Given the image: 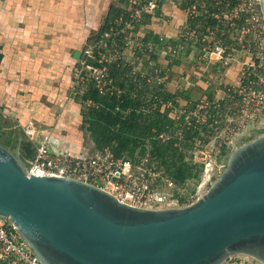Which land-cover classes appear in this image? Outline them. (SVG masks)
I'll list each match as a JSON object with an SVG mask.
<instances>
[{
  "label": "water",
  "instance_id": "water-1",
  "mask_svg": "<svg viewBox=\"0 0 264 264\" xmlns=\"http://www.w3.org/2000/svg\"><path fill=\"white\" fill-rule=\"evenodd\" d=\"M21 140L16 153L0 144V216L42 264H223L237 254L264 264V134L235 149L196 202L164 209L134 207L76 179L29 175Z\"/></svg>",
  "mask_w": 264,
  "mask_h": 264
},
{
  "label": "rangeland",
  "instance_id": "rangeland-1",
  "mask_svg": "<svg viewBox=\"0 0 264 264\" xmlns=\"http://www.w3.org/2000/svg\"><path fill=\"white\" fill-rule=\"evenodd\" d=\"M188 1L160 0L163 6L160 7L159 12H151L150 17H138L137 23L133 27L126 28L127 25L117 24L102 41L95 39L99 30L93 32L90 36L93 41L80 49L81 53L86 49L90 50L92 57L83 56L80 57L81 59H77L73 69L74 84H72V89L68 88V90L62 91L64 93L62 95L61 90L55 89L53 93V90L50 89V91L46 90L49 92L46 94L45 91L41 92L43 82H39L36 85L39 97L29 96L28 102L36 101L41 107L47 104V107L50 108L47 113L39 109L28 111L27 115L22 113L21 119L26 122L17 125L12 118H9L8 112L5 113V109L3 112L5 114L0 111V144L16 153L19 137L23 139L19 144V155L27 168L32 164L38 143L49 137L60 139L56 146L63 152L65 150L83 156L94 155L97 148L83 123L82 111L86 108V103L84 104L81 98L91 79L97 77L98 73L93 71V67L98 69L96 63H99L100 57L110 61L118 59V56L121 55L134 65L130 75L136 85L140 84V86L137 85V88L145 91L141 100L144 102L145 106L142 105V107H145L146 114L157 111V104L161 99V113H167L175 121L173 128L176 130L163 133L160 136L163 141L171 137H179L181 140L185 126L201 128L203 124H208L206 126L209 130L202 133V138L195 139L193 147L181 148L186 161L200 166L201 171L198 176L191 178L182 186H176L174 183L169 186L166 184V180H162L158 185V190L166 197L164 202L167 204L166 208L185 207L196 202L226 168L231 153L264 134V129L254 127V130H245L234 137L235 135L230 134L226 127L224 129L225 117L221 110L226 104L227 98L224 89L226 84H229L228 80L232 84L238 82L235 83V80L230 77L227 79L226 70L235 68V65L240 61L250 57L248 45L251 41L264 42V0H230V3L215 15L219 19L220 25L211 29L207 27L206 30L203 28L204 21L200 17L192 18L190 19L192 23H188L190 14L186 11L188 8H184ZM205 1L208 0H193L192 5L202 8ZM117 3L120 2L117 1ZM140 3L143 4L144 0H130V3L124 4V6L133 13L138 9ZM197 8H195L196 11H198ZM198 13L199 16L204 15L202 11H198ZM151 26H158L159 28L156 29H159L160 32L156 34L157 38L153 34L150 35L149 40L145 43L143 40L146 35L145 31H148ZM170 27L174 28V38L167 37V33L164 32ZM236 27L241 28L236 29ZM209 32L222 35L227 46L234 49L232 64H229L222 72H217L213 66L207 64L203 49L207 45L196 42V36L201 37ZM118 39L122 41L120 46H116L119 44ZM107 43H111L109 48H106ZM236 44L241 51L236 50ZM123 48L124 52H121ZM242 69L241 65L240 71L236 73V80H239ZM141 77L146 79L145 81L141 80L142 83L139 82ZM167 92L171 93L172 97L163 101L162 93ZM25 97L27 98V95ZM71 99H74L75 103L72 104ZM65 101L70 103L67 112L59 106L60 103L63 105ZM53 107L54 111H52ZM211 107L213 108L211 109ZM216 109L219 113L215 112ZM212 114H215V117ZM183 115H185V123L181 121ZM26 117L29 120H26ZM64 119L72 120V126H57L58 121H64ZM211 119H218L221 127L211 126ZM30 120L34 121L37 130V134L33 138L28 137L25 130ZM178 145L180 144L178 143ZM140 151V147L136 149L134 159L138 162L142 161L148 166L150 163L148 152L143 155ZM156 163L151 164L155 171ZM196 172L197 168H194V174ZM160 173L163 174L164 170H160ZM245 256L247 255H232L230 258L233 261L231 262H237L236 260L239 258L246 259Z\"/></svg>",
  "mask_w": 264,
  "mask_h": 264
},
{
  "label": "built area",
  "instance_id": "built-area-1",
  "mask_svg": "<svg viewBox=\"0 0 264 264\" xmlns=\"http://www.w3.org/2000/svg\"><path fill=\"white\" fill-rule=\"evenodd\" d=\"M145 1L143 4H138V9L133 13L126 8L129 13L128 19L123 21L120 18L116 21L117 24L127 25L126 28L133 27L138 17L142 18L143 13L152 14L151 12L155 11L160 2L159 0ZM188 13L190 14L189 10ZM240 28L236 27V29ZM108 35L109 33H106L104 39ZM198 40L199 37L196 36L197 44ZM204 40L207 41V44H204L207 46L203 47L207 64L213 66L217 72H222L229 64H232L234 49L227 46L222 35L209 32L204 36ZM237 44L236 50L241 51ZM248 46L250 57L240 61L243 69L238 82L226 84L224 89L227 98L226 104L221 109L225 117L224 129L226 127L230 134L235 135L234 137L245 130H254V127L264 129V42L251 41ZM106 48H109L108 43ZM83 56L91 58L90 50L86 49L82 52L81 57ZM100 58L99 63H102L105 58ZM80 62L82 63L81 60ZM94 68L93 71L98 73L95 78L100 81L107 68L106 66ZM159 102L162 103V100L159 99ZM215 111L219 113L217 109ZM212 115L215 117V114ZM220 124L218 119H211V126L219 128ZM25 130L30 138L37 134L33 120L28 121ZM58 142L60 139L49 137L38 143L32 164L27 168L29 175L76 179L99 187L134 207L144 209L167 207V204H164L166 197L158 190L160 182L166 179L161 178L160 171L152 169L153 165L146 166L142 161L117 158L108 148L97 150L94 155L88 156L72 154L65 150L63 152L57 148ZM165 182L169 186L173 185L172 181ZM245 257L246 259L239 258L237 262H231L233 260L229 257L223 264H262L254 258ZM0 264H42L16 225L5 216H0Z\"/></svg>",
  "mask_w": 264,
  "mask_h": 264
},
{
  "label": "crops",
  "instance_id": "crops-1",
  "mask_svg": "<svg viewBox=\"0 0 264 264\" xmlns=\"http://www.w3.org/2000/svg\"><path fill=\"white\" fill-rule=\"evenodd\" d=\"M117 1L0 0V111L3 113L5 109L17 125L25 121L21 119L22 113L27 115L35 109L47 113L50 109L47 104L41 107L36 101L28 102L29 96L39 97L36 86L39 82H43L41 92L46 94L50 89L53 93L55 89L61 90V95L62 91L72 89L76 52L100 29L111 5L125 8ZM156 28L159 27L151 26L145 36L156 37L160 32ZM173 29L164 31L167 37L174 38ZM240 68V63L228 68L227 79L230 77L236 83ZM71 101L75 103L74 99ZM69 105L65 101L59 106L67 112ZM58 125L72 126V120L58 121Z\"/></svg>",
  "mask_w": 264,
  "mask_h": 264
},
{
  "label": "trees",
  "instance_id": "trees-1",
  "mask_svg": "<svg viewBox=\"0 0 264 264\" xmlns=\"http://www.w3.org/2000/svg\"><path fill=\"white\" fill-rule=\"evenodd\" d=\"M129 1L119 0L121 5L129 4ZM192 1L189 0L184 5V8H188L186 11L189 10L190 12L188 23H192L190 19L200 17L204 21L203 28L205 30L207 27L211 29L220 25L215 14L220 13L221 8L230 3V0H208L205 1L202 8H197L192 5ZM234 1L233 3H235ZM160 7H162L161 2L158 3L155 11L159 12ZM195 8L202 11L203 16L206 18L199 16ZM128 15L126 8L111 5L104 23L100 27L96 38L94 37L96 41L104 39V35L111 33L112 28L116 27V21L120 18L125 21L128 19ZM143 16L150 17V14L143 13ZM205 35H208V33ZM205 35L199 37L198 43L207 44V41H203ZM118 40L119 44L116 46H120L122 43L120 39ZM143 40L146 43L149 36H145ZM91 41L93 39L89 37L87 44ZM110 46L111 43H108V47ZM121 52H124V48L121 49ZM96 65L99 67L106 66L107 70L100 81L96 78L91 79L81 100L84 104L86 103V108L82 111L83 123L90 132L97 150L108 148L117 158L136 161L134 152L140 147L141 154L146 155L148 152L150 165L157 162L156 170H164L161 178L172 181L176 186H182L191 178L197 177L199 171H201L200 166L186 161L181 148L193 147L195 139L202 138V133L209 130L207 128L208 124H203L201 128L185 126L183 127L181 140L179 137H171L163 141L160 135L176 130L173 128L175 121L167 113H161V102L157 104V111L146 114L145 107H142L144 102L141 100L145 91L137 88L140 84H137V86L130 75L134 65L121 55L118 56V59L112 61L105 59L102 63H96ZM141 80L145 81L146 79L145 77L144 79L139 78L140 83H142ZM162 95L163 101L172 97L169 92L162 93ZM184 118L185 115L182 116V123H185ZM194 168H197L195 174Z\"/></svg>",
  "mask_w": 264,
  "mask_h": 264
}]
</instances>
